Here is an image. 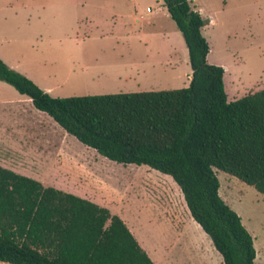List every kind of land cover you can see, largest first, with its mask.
<instances>
[{"label": "trees", "instance_id": "16d2710c", "mask_svg": "<svg viewBox=\"0 0 264 264\" xmlns=\"http://www.w3.org/2000/svg\"><path fill=\"white\" fill-rule=\"evenodd\" d=\"M189 49L187 87L54 97L0 58V80L111 161L170 175L223 264H257L254 238L221 196L218 170L264 194V89L229 100L210 63L206 19L192 0H164ZM0 261L156 264L109 207L0 165Z\"/></svg>", "mask_w": 264, "mask_h": 264}, {"label": "rangeland", "instance_id": "374dc122", "mask_svg": "<svg viewBox=\"0 0 264 264\" xmlns=\"http://www.w3.org/2000/svg\"><path fill=\"white\" fill-rule=\"evenodd\" d=\"M192 5L207 22L203 34L210 44L208 61L230 67L224 75L229 100L262 88L252 84L264 73V0H192ZM135 18L140 19L135 22ZM99 21L110 27L125 21L148 31L162 29L175 37L173 44L152 41L134 45V52L129 53L131 40L124 33L102 35L97 29ZM174 48L189 58L185 38L164 0H0V58L42 89L50 88L47 92L54 97L137 91L112 73H128L130 65L137 68L171 61L169 50ZM187 62H180L174 76L173 72L149 71L148 80L164 83L156 89L187 87L192 70L190 59ZM106 69L110 72L105 73ZM1 82L6 86L5 97L19 94L13 85ZM20 96L21 150L16 163L22 171L45 184L112 206L133 220L132 230L144 245H150L155 254L165 246L179 264H192L197 256L199 249L192 239L199 229L212 243L192 218L170 175L147 165L109 160L25 102L30 100L27 95ZM217 174L221 196L242 217L255 237L256 249L263 253L264 195L236 176L221 170ZM220 260L215 262L221 264Z\"/></svg>", "mask_w": 264, "mask_h": 264}, {"label": "crops", "instance_id": "0c3cea01", "mask_svg": "<svg viewBox=\"0 0 264 264\" xmlns=\"http://www.w3.org/2000/svg\"><path fill=\"white\" fill-rule=\"evenodd\" d=\"M140 18H143V17L141 16ZM139 19L135 18V22H138ZM105 25H107V24H105L101 21H99L98 25H97V29H98V31L101 32L102 35H107V36L113 35V36H115L116 33H120V34L124 33L125 36L127 38H129V40H131V42L127 48V51L129 53L134 52L133 50L136 47L134 45H138V44L148 45V43H150L152 41L154 42L157 40H159V41L161 40L163 42L173 44L174 37H175L173 33H170L167 31H162V29H159V30L156 29V30L148 31L145 26L141 25V26H138L135 28L134 26H129L128 24H126L125 21H124V23H122V22L119 24L115 23L112 27L105 26ZM169 51H170L169 55H170L171 61L167 60L165 62L163 61L160 63H152L151 65L146 66V67L144 65H141V66L138 65L137 68H133V65H130V71L131 72L129 71L127 73V70H122L119 72L114 71L112 74H114L116 77H118L120 79H124V81H126V84L130 86L129 88H134L132 90H135V88H139V89H137V91L161 90V89H156V88H158L157 86H160V85L165 86L164 83L153 82L155 80H148L149 79L148 76L150 77V75H149L150 73H148V72L149 71L152 73L157 72V74H158V72H160V73L161 72L162 73L163 72H166V73L173 72V76H174L175 75V69H177V66H179L180 62L184 61L186 64H188L187 60L190 59V55H189V58H187L186 52H185L186 54L184 55L183 51L178 52V51H176L175 48L171 49ZM222 66H224V68H225V73L230 68L229 65H227V64H223ZM107 70L110 72L109 69H106L105 73H108ZM189 71H190V77H188L187 81H186V83H188V84H190V81L192 79V70L190 69ZM263 74L260 75L259 78L256 80V82H254L252 84V86H254V87H257V86L259 87L260 85L262 86V88H259L256 91L264 89V75ZM100 75H103V74H100ZM241 78L242 77H239L240 80H241ZM128 80H130V81L134 80L135 84L133 85L131 83H128ZM1 81L2 80H0V110H1L0 111V165L3 167H6L8 169L14 170L18 173H21L23 175H27V176L33 177L35 179H38L37 177L22 171L16 163L17 159L19 157V154H20V150H21L20 133H21V126H22V121H21V116H22L21 103H22V101H21L20 92H19V94L14 92L15 95L13 97H5V93H6L5 87L6 86H4V84ZM258 82L260 84H258ZM45 90L49 91V92L51 91L50 88L45 89ZM137 91H129V92H137ZM252 92H255V91H252ZM107 93H118V92H109L108 91ZM238 93L239 92H237V94ZM245 94H247V93L239 94V98L244 96ZM25 102H29V103L33 104V101L31 98L29 101H25ZM26 112L27 111H23V114H25ZM29 118H30V116H29ZM165 175H167V174H165ZM64 190H66V189H64ZM66 191L72 192V193L77 194L81 197H84V198H87V199L92 200L94 202H97L103 206L109 207L113 213H117L118 215H120L122 217V219L126 222L128 227L130 228V230L133 232L132 227H131V225L133 224V220L128 221V219L121 212H119L117 209H114L112 206H110L108 204H104V203L100 202L98 199L93 198L87 194H82V193H79V192H76L73 190H66ZM203 235H204L203 232H201V230L199 229V232H198V235H196V238L194 236V239H192V242L194 244V245L193 244L192 245L199 249L197 256H195V258L192 259V264H196V263H198V264H219L218 262H215V261H219V259H221L220 262H221V264H223L222 255L219 253V251L216 248L215 249L218 252H216L214 250V248L212 246L213 242L211 243L209 240H206L207 238H205V236H203ZM136 238H137V236H136ZM141 238L143 239V237H141ZM253 238H254V244H255V237L253 236ZM138 241L140 242L142 247L147 251L149 256L152 258V260L156 264H179L178 261L176 260V258L174 259V258H172V256H169V252L167 251L168 249L166 250L165 246H164V250L161 253H159V251H158L157 254H155L154 250L151 248L150 245H148V244L144 245L141 242V240H139V239H138ZM261 252H262L261 250L256 249V253H257L256 254V263L257 264H264V254H263L264 252L263 253H261ZM214 254H215V256H214Z\"/></svg>", "mask_w": 264, "mask_h": 264}, {"label": "built area", "instance_id": "2783aa9c", "mask_svg": "<svg viewBox=\"0 0 264 264\" xmlns=\"http://www.w3.org/2000/svg\"><path fill=\"white\" fill-rule=\"evenodd\" d=\"M148 10H149V8H148Z\"/></svg>", "mask_w": 264, "mask_h": 264}]
</instances>
